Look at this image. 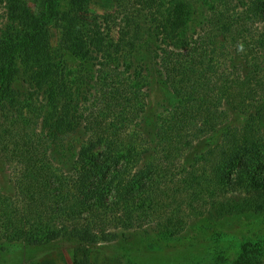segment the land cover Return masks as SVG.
Returning <instances> with one entry per match:
<instances>
[{"label": "trees", "instance_id": "obj_1", "mask_svg": "<svg viewBox=\"0 0 264 264\" xmlns=\"http://www.w3.org/2000/svg\"><path fill=\"white\" fill-rule=\"evenodd\" d=\"M23 1L8 0L9 18L19 19ZM240 2L242 10L230 0H172L154 19L153 46L137 37L127 42V31L118 41L124 46L113 47L110 35L90 38L95 77L84 82L92 85L93 103L83 113L66 66L71 48L57 61H43L34 55L41 22L29 30L0 29V153L5 165L18 166L13 192L0 184L7 241L113 242L147 228L177 237L203 217L264 212V0ZM255 50L261 59L253 62ZM28 53L40 67H25V76L35 75L18 91L16 66ZM225 55L231 74L217 69ZM149 71L174 96L152 122ZM233 110L246 113L248 123L197 151ZM80 132L86 140L70 169L58 168L59 148ZM75 264L90 261L83 256Z\"/></svg>", "mask_w": 264, "mask_h": 264}, {"label": "rangeland", "instance_id": "obj_2", "mask_svg": "<svg viewBox=\"0 0 264 264\" xmlns=\"http://www.w3.org/2000/svg\"><path fill=\"white\" fill-rule=\"evenodd\" d=\"M171 1L57 0L58 3L53 8L52 0H24L23 14L14 20L8 16V0H0V29L7 26V30L11 31H22L23 28L29 30L35 21L41 22L39 36L34 40V55H43V61H57L64 48H71L74 55L67 56L66 66L69 72L74 74L73 92L80 96L79 106L83 113L93 103L88 92L92 85L84 82L87 77H95L90 70L93 63L90 38H97L102 34L104 39L110 35L115 40L112 41L113 47H118L124 46L118 41L120 42L121 37L128 32L127 42L137 37L153 46L155 37L152 33L156 25L154 19L159 18V12L165 13L170 8ZM230 1L238 7L240 5L242 10L241 0ZM209 8H206L207 17L212 13ZM202 19L210 21L205 16ZM255 21L254 29H261L263 25ZM199 23L197 22V25H200ZM139 25L142 27L141 33L138 31ZM249 36L247 35V38ZM74 45L80 48H75ZM92 45L94 46L93 43ZM81 48L83 52H80ZM47 52L50 55H45ZM256 53V50L254 54L249 53L253 62L255 58L261 57ZM34 55L22 54L18 59L16 69H19L21 76L13 83L18 91H26V88H29L28 83L32 81L30 75H35L34 72L27 71L25 76V67H40ZM230 57L231 55H225V58L221 56L217 69H223L228 74L233 73L232 64L230 61L226 62ZM147 75L150 78L148 119L152 122L164 108L172 106L174 96L156 72L149 71ZM247 120L246 113L233 110L227 123L219 132L204 139L197 146V151H206L221 140L223 133L244 127L248 123ZM84 140L86 136L82 132L70 136L65 142L66 149L63 144L57 152L56 166L68 171ZM195 155L186 158L184 163L190 162ZM16 167L18 166L5 165L0 153V184L3 187L1 191L13 192ZM5 230V221L0 218V264H75L77 258L81 260L83 256H87L90 264H264V212L228 216L218 220L203 217L191 221L187 230L177 237L155 228L133 230L113 242L81 243L65 238L40 246H28L21 242L7 241L4 238Z\"/></svg>", "mask_w": 264, "mask_h": 264}]
</instances>
